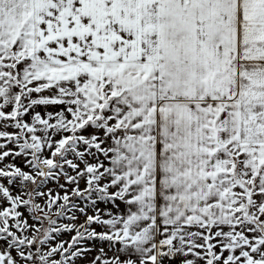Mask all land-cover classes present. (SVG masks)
<instances>
[{"label":"snow or ice","instance_id":"obj_1","mask_svg":"<svg viewBox=\"0 0 264 264\" xmlns=\"http://www.w3.org/2000/svg\"><path fill=\"white\" fill-rule=\"evenodd\" d=\"M0 264H264V0H0Z\"/></svg>","mask_w":264,"mask_h":264}]
</instances>
